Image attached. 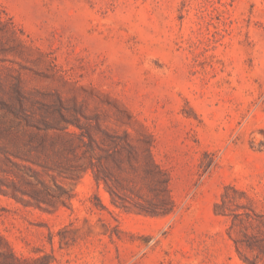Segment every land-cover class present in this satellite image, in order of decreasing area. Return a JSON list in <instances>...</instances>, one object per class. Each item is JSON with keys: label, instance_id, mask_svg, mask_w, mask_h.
<instances>
[{"label": "rangeland", "instance_id": "obj_1", "mask_svg": "<svg viewBox=\"0 0 264 264\" xmlns=\"http://www.w3.org/2000/svg\"><path fill=\"white\" fill-rule=\"evenodd\" d=\"M260 221L264 0H0V264H246Z\"/></svg>", "mask_w": 264, "mask_h": 264}, {"label": "trees", "instance_id": "obj_2", "mask_svg": "<svg viewBox=\"0 0 264 264\" xmlns=\"http://www.w3.org/2000/svg\"><path fill=\"white\" fill-rule=\"evenodd\" d=\"M226 196L223 194L222 201L225 202ZM222 203L216 204V212L218 214H226L224 210L221 209ZM254 215H257L254 209H251ZM249 221L252 222L253 215L249 212L244 213ZM261 223V221H260ZM264 225V223H261ZM236 222L233 221L232 228L236 229ZM258 233H250L247 228H241L240 231L242 236L234 238L235 246L240 256L246 264H264V231L259 229ZM263 234V237L260 235ZM255 252V257L253 259L249 258L244 251Z\"/></svg>", "mask_w": 264, "mask_h": 264}]
</instances>
